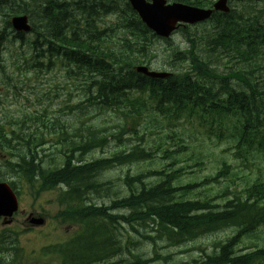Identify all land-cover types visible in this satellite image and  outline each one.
I'll return each mask as SVG.
<instances>
[{
    "label": "trees",
    "instance_id": "16d2710c",
    "mask_svg": "<svg viewBox=\"0 0 264 264\" xmlns=\"http://www.w3.org/2000/svg\"><path fill=\"white\" fill-rule=\"evenodd\" d=\"M173 1L199 7H210L213 2ZM0 2H4L0 10L28 14L34 38L26 43L35 52L37 62L46 68L60 65L69 78L85 83L86 104L70 107V111L118 115V121L112 123L117 131L112 135L105 128L80 123L82 119L77 118L72 122L54 118L42 123L41 115L24 114L20 125L0 123V169L30 184L40 182L45 189L65 187L62 220L76 224L79 231L70 241L71 252H64L62 264H264V246L251 242L239 247L264 227L261 8L244 6L226 14L215 13L209 20L210 27L201 29V35L187 29L189 26L180 27L188 48L171 50L172 73L165 79H152L127 67L131 62L134 66L150 61L148 50L155 35L126 0ZM108 15L115 17L121 39L118 45L112 40L117 35L115 30L109 24L103 28L99 24ZM5 37L0 32V40ZM13 38L23 40V34ZM79 117L92 121L95 116ZM163 122L167 130L182 122L194 129L202 126L208 136L229 142L230 158L237 164L223 162L213 175L201 181L193 176L183 181L184 170L192 166L176 157L186 149L183 138L169 133L165 136L172 141L176 137V150L164 145V136L149 141L153 131L164 127ZM141 125L147 133L140 136L142 143L128 144L124 140L121 146L128 150L113 151L111 159L82 163L87 152L105 147L108 137L121 140L133 132L138 138ZM43 139L62 155V167H56L53 159L47 166L38 158L37 146ZM156 141L159 144L154 146ZM204 158V154L193 156L198 165ZM134 164L140 171L124 175L120 197L112 199L109 206L87 205L92 204L88 202L90 195L100 194L110 185L113 188V181H98L99 174L111 167ZM240 165L258 172L246 186L236 182ZM227 229H231L230 234L214 240L208 251L189 262L168 261L169 256L155 249L152 258L145 257L146 243L155 246L161 241L180 246Z\"/></svg>",
    "mask_w": 264,
    "mask_h": 264
},
{
    "label": "rangeland",
    "instance_id": "374dc122",
    "mask_svg": "<svg viewBox=\"0 0 264 264\" xmlns=\"http://www.w3.org/2000/svg\"><path fill=\"white\" fill-rule=\"evenodd\" d=\"M169 1L171 2V0ZM231 5L232 7H240L242 4L239 1H234L231 3ZM259 5H262V3H259ZM0 21L3 25L1 15ZM99 22L102 28L109 24L108 26H111L113 30H115V34L117 35L114 36L117 37V39H114L115 37H113L112 40L115 43L117 42L118 45L121 39L119 33H117L118 30L115 26V17H111L110 15H108L106 17H103L102 21ZM210 25V23L203 25L200 24L191 31L196 33L197 35H201L203 33L201 32V29L208 28L210 27ZM201 42L203 41H200V43ZM16 45H18V42L13 46L9 45L8 49L3 48L0 50V59H3V63H7L8 65L9 77L8 79H6V82L11 81L7 87H5L4 85H0V98H3V106H0V114H2V111L7 114V117L2 120H8L9 122L14 124L20 120V117L18 115L22 111H37L41 113L44 109H46L49 112L53 111L54 115H56L57 108L63 106L65 102L64 100L67 98L66 91L68 90V94L74 92V86L71 85L72 83L70 82V80L65 77L64 70L60 68H53L51 70L46 69V71L38 72H17V63L15 65H11L12 49L16 47ZM23 45L28 49L25 44H21V46ZM26 48H24L25 52H27ZM186 48H188V42L186 40L185 34L180 31L174 33L172 37L167 41L158 37H155L154 39L151 38V43L148 50V54L150 55L151 59L150 68L154 70H170V56L172 54V52L170 51L185 50ZM151 53L154 54V57L152 58ZM148 54H146L145 56H147ZM141 58H144V56H141ZM231 64L232 63H230L229 65ZM23 67H25V65H23ZM262 78L264 79V75ZM232 82L235 83L234 80H232ZM113 117V113H105L102 116V120L104 118L111 119ZM163 125L164 127L158 129V131H153V137H150L149 141H151L152 138L159 140L160 137L162 138L163 136H168V133L171 135H180L183 138L182 143L186 145V149L180 155H176V157L180 160H183L186 164L192 165L190 168H187V170H184L185 175L183 177V181H189L191 176L196 177L197 181H201L205 176L213 175L219 169V166L223 162H227L228 164L232 165L237 164L236 160L230 158V151L228 150L229 142L225 140H217L214 135H211V137L208 136L202 127L196 126V129H194L190 128L184 122H182L180 125L178 124L176 126H172V130H167V127H165V122H163ZM142 126L143 125L138 127L139 137L136 138L137 141L134 140L135 135L132 134V136H130V142L135 141L142 143L141 137L147 135ZM178 143L179 141L176 139V137L174 138V141H172L169 137L164 138V145L171 146L172 150H176V148L178 147ZM118 144L119 141L111 140L103 150L97 149L89 153V155L85 157L84 161L91 160L92 158L106 156L110 154ZM158 144L159 141H156L154 146ZM164 145H162L161 147H163ZM197 154L205 155V158L202 161V165H198L197 162H194L193 160V156ZM37 156L39 159L45 160L47 156V149L43 144L37 146ZM165 161L168 164L171 162V160ZM179 164L182 165L181 163ZM138 169L139 167L137 165L125 167L116 166L114 168L111 167V169L107 170L102 176H99V174L98 181H104L107 183L111 179L113 181V188L109 184L110 186H108L107 190L99 191L101 192L100 194L95 193L93 195H90V200L98 203H107V199L109 198L120 197V194H122L123 192L120 178L126 172L136 174L138 171H140ZM236 172V182L241 183L244 186H246V184L254 179L258 174L255 168L245 167L242 165L237 167ZM244 177L246 178L245 181ZM200 188L201 187H198L197 189ZM30 192V188L26 185L21 188V206L29 207L32 209H39L50 219H52L54 213L58 209V205L56 201H54V193H52L51 191H41L38 195L33 196V193L30 194ZM218 198L219 196H216V199ZM29 211L34 212V210ZM6 226H8V231L5 235L9 236V239H13L14 236H16L17 242H20V245L26 251H32L33 249L41 247L48 242H53V240H55V236L57 240H62L64 237L68 236L70 232H72L71 230L73 228V226L68 227L66 225H62L59 222H53L41 228L39 232H25L23 230L19 232L18 229H20V227L25 228L26 226L25 215L21 214L15 216L12 219L11 224ZM6 226L2 225L1 228ZM263 228L264 227L256 230L252 238L243 240L239 247L243 248L245 244L249 245L251 242H254L258 247L264 246ZM230 232L231 230L229 229L219 231L215 234L204 236L202 238H199L198 240H194L174 247L160 243L158 244L157 252L159 254L169 255L175 262H189L192 258H199L200 256H202L204 253L203 251H208L210 248V244L214 240H218L220 238L223 239L225 236L230 234ZM152 248V245L144 244L146 255H152ZM38 264L48 263L39 262Z\"/></svg>",
    "mask_w": 264,
    "mask_h": 264
},
{
    "label": "water",
    "instance_id": "95a60500",
    "mask_svg": "<svg viewBox=\"0 0 264 264\" xmlns=\"http://www.w3.org/2000/svg\"><path fill=\"white\" fill-rule=\"evenodd\" d=\"M132 8L138 12L141 20L154 30L156 34L167 37L176 28V23H194L208 18L212 9H202L182 3L166 4L165 0H128ZM215 10L228 11L226 0H218L213 5ZM12 25L17 30H28L25 16L12 18ZM137 71L151 77H164L163 72L148 71L146 67H137ZM16 208V203L9 188L0 183V215H10Z\"/></svg>",
    "mask_w": 264,
    "mask_h": 264
},
{
    "label": "bare ground",
    "instance_id": "6f19581e",
    "mask_svg": "<svg viewBox=\"0 0 264 264\" xmlns=\"http://www.w3.org/2000/svg\"><path fill=\"white\" fill-rule=\"evenodd\" d=\"M38 9V8H37ZM35 12V11H34ZM175 69V68H174ZM93 201V200H92ZM94 202V201H93Z\"/></svg>",
    "mask_w": 264,
    "mask_h": 264
}]
</instances>
